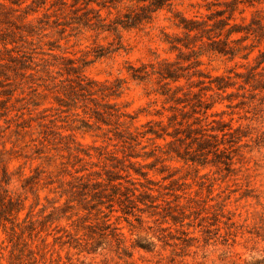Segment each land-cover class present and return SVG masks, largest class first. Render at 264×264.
Segmentation results:
<instances>
[{
  "label": "rangeland",
  "instance_id": "obj_1",
  "mask_svg": "<svg viewBox=\"0 0 264 264\" xmlns=\"http://www.w3.org/2000/svg\"><path fill=\"white\" fill-rule=\"evenodd\" d=\"M12 1L21 5H12ZM223 1L227 0H178L171 12L163 9L141 28L120 30L116 35L84 27L82 23L86 16L93 15H85L84 10L75 13L69 6L71 0H68L67 7L58 0H0L8 11L14 9L11 30L0 24V36L11 42L7 45L10 52L3 50L0 44V56L12 60L0 67V115L4 114L0 117V169L4 166L10 177V183L5 187L10 196L14 200L18 195L26 198L24 210L19 214L14 212V223H22L30 211L34 219L42 220V216L51 212V205L45 197L50 202L55 201L54 206H63L65 197L59 198L57 187L75 181L77 176L98 171L105 178L103 170L110 168L111 161L107 155V159L100 156L105 151L94 148L104 147L108 152L115 149L114 143L102 137V131L78 129L82 125L79 120L87 117L81 104L71 110L60 108L55 99L57 95L46 90L48 78H65L59 74L62 61L54 59L51 54L85 66L84 74L95 81L124 80L121 95L110 101L136 117V126L149 120H161L164 126H168L169 105L153 92V84L131 81L127 66L129 63L139 67L156 61H174L176 53L168 50L163 37V33L180 34L174 26L173 12L179 11L188 17L204 16L209 14L207 7L215 10ZM259 2H255L253 8L245 5L242 15L235 14V22L240 23L241 18H245L249 23L256 10H264V0ZM27 6L38 8V11L28 13L30 15L24 24L32 21L33 25L42 26L44 30L21 40V29L18 28L22 23L16 17L23 11L30 12L25 10ZM92 7L99 9L96 4ZM124 11L120 7L111 10L109 16L105 9L100 13L102 17H108L109 22ZM44 13L48 14V19L44 18ZM77 16H81V23ZM10 31L14 36H10ZM259 50H264V40L250 54L249 62L239 56L230 59L207 54L200 59V69L212 76L230 74L233 77L235 73L245 76L250 68L257 66ZM22 55L35 57L34 61L39 65L36 67L38 73H27L33 75L32 80H22L18 74V60L25 59L21 58ZM258 72L264 74L260 68ZM44 80L47 81L44 83ZM236 83L235 87L227 90L233 97L218 101L213 108V112L223 113L214 120L230 123L233 128L239 127V135L243 136L234 146L237 150L232 170L227 171L222 165L198 166L173 160L165 163L169 170L161 175L149 171L148 176L158 183L154 188L157 191L153 193L159 197L157 214L151 216L153 209L137 214L142 224L135 217L126 220L118 218L119 213L110 216L109 223L125 237L126 247L133 252L131 259H120L114 247H108L106 243L91 254L62 245L67 239L57 238L75 234L77 226L84 221L73 217L71 222L36 223L35 231L15 230L16 235L11 230L14 224L0 220V264H172V260L184 264H264V259L260 258L264 257V91L244 85L243 79H237ZM239 86L244 89H239ZM35 89L36 92L33 91ZM58 96L62 97L61 93ZM156 111L162 112V117L156 116ZM158 143L164 144L163 141ZM80 149L88 151L91 158L82 153L76 158V150ZM117 156H121L120 153ZM147 162H152V159ZM170 174H173L172 179L162 180ZM30 177L33 178L28 183L33 185H28L25 193L23 186L27 184L24 179ZM173 179L176 182L170 184ZM29 186L39 196L38 206H34L36 201L27 189ZM43 207L46 209L40 213ZM79 214L82 217L87 215L84 211ZM167 214L175 216L177 223L174 224L169 217L163 221ZM89 222L95 223L93 216ZM83 232L80 231L79 235ZM168 234L176 239L169 238ZM185 239L190 240L184 243ZM137 243H152L154 247L150 251L138 247L133 249Z\"/></svg>",
  "mask_w": 264,
  "mask_h": 264
},
{
  "label": "trees",
  "instance_id": "obj_2",
  "mask_svg": "<svg viewBox=\"0 0 264 264\" xmlns=\"http://www.w3.org/2000/svg\"><path fill=\"white\" fill-rule=\"evenodd\" d=\"M71 1L69 6L74 8L75 13L84 10L85 15H93L92 17L86 16L85 22L82 23L84 27L118 35L120 30L138 29L150 23L154 15L163 9L171 12L174 3L178 0ZM58 2L64 7L68 6V0H58ZM255 2L261 3L259 0L223 1L217 4L218 8L215 10L207 7L209 14L204 16L188 17L175 11L173 12L174 26L180 34L163 33V37L168 50L176 53V59L141 64L139 67L128 64L129 79L139 84H153V92L163 99L164 104L169 105L168 111L171 115L167 118L168 126H164L161 120H149L136 126L134 123L136 117L126 113L122 107L110 101L121 95L124 80L95 81L84 74L85 66L77 65L72 59L51 54L54 59L62 61L59 74L65 75V78L61 80L48 78L49 83L45 85L46 90L57 95L55 99L60 108L71 110L81 104L83 114L87 117L79 120L82 125L78 129L102 131V137L114 143L115 149L108 152L104 147L94 148L105 151L100 153V156L107 159V155L111 161L110 168L103 170L105 178L100 172L93 171L87 175L75 177V181L67 182L66 185H59L57 187L59 198L65 197L64 205L54 206L56 202H50L45 197L51 205V212L42 216V220H37L30 211L22 223H14V212L19 214L24 210L26 198L18 195L14 200L10 196L5 188L10 183V177L5 167L1 166L0 220L14 224L11 229L14 231L13 235L17 234L15 230L35 231L36 223L45 225L62 220L71 222L73 217H77L76 220L84 221L81 226H77L75 234L65 232L66 235L57 238V240L67 239L62 242V245L67 244L70 248L82 249L81 252L91 254L96 253L106 243L108 247H114V252L120 259L123 257L131 259L133 252L126 247L125 237L109 223L110 216L113 213H119L118 218L127 220L128 217H135L137 222L142 224L143 221L137 214H143L149 209H153L152 217L157 214L159 197H155L153 193L157 191L154 188L158 183L148 176L149 171L161 175L169 170L165 163L173 160L198 166L222 165L225 170L231 171L234 165V152L237 150L234 146L241 141L243 136L239 135V127L233 128L230 123L214 120V117L223 113L213 112V108L218 101L230 100L233 97L232 94L227 93V90L237 85V79H243L244 85H249L253 90L264 91V74L258 72L259 68L264 71V50L258 51L256 59L260 60L257 66L250 68L245 76L239 73H235L233 77L230 74L212 76L200 69L202 65L200 59L207 54H218L230 59L239 56L240 59L249 62L250 54L264 40V10H256L249 23L245 22V18H241L240 23L235 22V14L242 15L243 7L247 5L253 8ZM10 3L16 6L21 5L19 2ZM94 4L99 9L93 8ZM120 7H123L125 11L113 21L108 22V17L101 16L102 9L107 10V16H109L112 14L111 10H117ZM37 9L27 6L25 10L30 12L23 11L16 17L22 23V27L18 28L21 29L19 34L21 40H26V37L37 35L44 30L42 26L33 25L32 21H27L25 24L23 22L30 15L28 13H37ZM43 16L46 19L49 18L47 13ZM80 17L77 16L79 22ZM13 19L14 9L8 11L5 5L0 4V24L8 26L9 30ZM91 21L95 22L91 23ZM45 25H48V22ZM9 33L10 36H14L12 31ZM234 35H239V37L233 38ZM247 41L251 43L247 44ZM10 43L0 36V44L6 52H10L7 49ZM21 58L25 59H17L18 74L22 80L27 78L32 80L33 75H27V73L28 71L38 73L36 67L39 65L34 61L35 57L31 55H22ZM2 61H6L5 64L1 63ZM7 61L12 60L10 58L5 60L0 56V67L6 66ZM46 81L44 80V83ZM181 81H184V84H180ZM239 89H244V87L239 86ZM33 91L36 92V89ZM58 93H61L62 97L58 96ZM155 115L162 117L163 114L156 111ZM2 116L4 114L0 115ZM102 127L106 129L103 130ZM58 136L65 138L60 134ZM43 138L46 139V137ZM158 141H163L164 144H159ZM76 151L78 153L76 158H79V153L91 158L88 151L83 149ZM118 153L121 156H117ZM150 159L152 162H147ZM158 165L160 168H157ZM172 177L173 174H170L162 180L172 179ZM31 178L33 177L24 179L27 184L23 186L25 193L26 187L33 185L32 182L28 183ZM174 182L176 180L173 179L170 184ZM27 189L34 195L36 201L34 206H38L39 196L33 190L34 188L29 186ZM45 209L43 207L40 213ZM81 211L86 212L87 215L80 216ZM68 213L70 214L67 215ZM92 216L95 223L89 222ZM168 217L174 224L177 223V218L171 214L163 216V221H166ZM61 230L63 229H59ZM80 231H84L82 235H79ZM168 237L172 236L168 234ZM187 240L183 242L186 243ZM135 247L150 251L154 245L137 243L133 249ZM172 262V264H184L182 261L172 260Z\"/></svg>",
  "mask_w": 264,
  "mask_h": 264
},
{
  "label": "clouds",
  "instance_id": "obj_3",
  "mask_svg": "<svg viewBox=\"0 0 264 264\" xmlns=\"http://www.w3.org/2000/svg\"><path fill=\"white\" fill-rule=\"evenodd\" d=\"M253 255H255V253H253ZM248 259H251L252 257H247ZM260 258H262V259H264V257H260Z\"/></svg>",
  "mask_w": 264,
  "mask_h": 264
}]
</instances>
